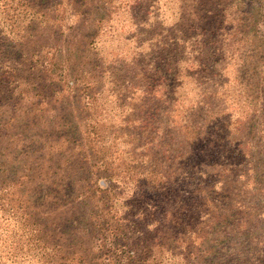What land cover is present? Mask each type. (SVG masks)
<instances>
[{
  "label": "trees",
  "instance_id": "trees-1",
  "mask_svg": "<svg viewBox=\"0 0 264 264\" xmlns=\"http://www.w3.org/2000/svg\"><path fill=\"white\" fill-rule=\"evenodd\" d=\"M163 1H130L170 20L130 79L104 87L95 32L72 41L98 69L79 87L49 39L68 0H0V147L21 154L0 159V264H264V0ZM74 88L82 121L40 119Z\"/></svg>",
  "mask_w": 264,
  "mask_h": 264
},
{
  "label": "rangeland",
  "instance_id": "rangeland-1",
  "mask_svg": "<svg viewBox=\"0 0 264 264\" xmlns=\"http://www.w3.org/2000/svg\"><path fill=\"white\" fill-rule=\"evenodd\" d=\"M104 1H106V5H102L99 2V6L93 3L78 6V2L76 0H68V3H66L64 7H60L58 11V15H61L60 19L62 21V33L49 36V39L52 41L55 39H58L59 41L61 38V40H65L64 45H68L69 52H65V48L62 50L64 57L68 53L70 59V62H68L64 67V70L66 73H68L69 76L67 74L66 75L69 78L72 77L74 71L76 73V69L82 70L79 71L81 74H79L80 80H78L79 87L92 80L91 76L94 72L93 70L98 69L92 65V63H95L94 61L91 60L90 63L88 59H84L86 54L81 51V48L79 51H73V49L77 48L71 44L72 41H84L85 43V41H88V39L95 32L94 35L96 36L93 37V35L92 38L97 40L95 51H97V55H99V59L101 61H99V83L102 85L105 84L104 87H106L107 81L104 78L105 75L111 77L115 76L118 79L122 78V76H125L127 79H130V76L127 72L132 69V66L130 65L131 58L137 54L143 56L149 54L151 51H159V49H155L160 46V44L156 46L157 43H161L168 35V33L165 32L163 28L165 23L167 25L170 21L168 9H156L146 6L136 7L135 4H130L131 0ZM119 1H122L123 3H119ZM163 3L164 5L161 7L166 5L168 6V3H165L163 0H159L158 5ZM250 3L251 7L255 8L257 5H259V0H251ZM143 4H145V2H143ZM77 8L79 9V11H77L78 13L74 12V10ZM95 21L99 22L96 23ZM257 33L260 36H264V12L257 23ZM201 36L204 37L199 32V36L196 37L197 41L200 43L202 42L200 41ZM152 44L154 48L151 47ZM206 50L207 49H205V51ZM192 54L198 56L201 55V52H193ZM185 56L188 57L189 53ZM89 57L91 58L92 56L89 55ZM102 58L105 60L103 62L106 66H104ZM123 59H125L124 62ZM83 61H86V63L84 64ZM90 66H93V68ZM204 74L205 73L202 72L197 75L200 83L203 81L202 75ZM111 77L109 79H112ZM190 83L191 79L187 82V89L185 88L186 91L182 94V98L185 102L195 99L196 88L200 87L201 85ZM66 93H69V95L66 96ZM64 95L66 96L67 105H70L68 107H65L63 104H61L60 100L56 99L54 100V103H52L51 98L49 99V107L45 105L44 101L36 100L39 103V106L44 108L40 111V113L46 111L40 118L41 120L50 119L58 121L65 118L77 124L79 121H82L83 114L80 110V104L82 100L78 92L75 91V88L71 91L67 89L64 92ZM221 95H224V92H222ZM22 105L23 106L20 108L24 107L26 103H23ZM14 110V118L17 120L19 118L16 115L18 110L17 108ZM1 145L0 159L8 161L11 164L10 173L12 174L17 169H20L19 155L21 154L17 152V148L20 149V147L15 149L12 144V146H8V148L11 149L9 150L3 148L5 146L4 143ZM218 145V143H215L212 145V148H217ZM12 150H14L16 153ZM218 150L220 149L218 148Z\"/></svg>",
  "mask_w": 264,
  "mask_h": 264
}]
</instances>
